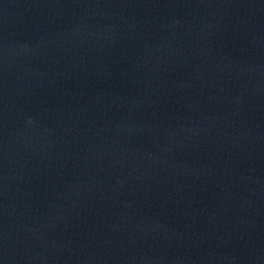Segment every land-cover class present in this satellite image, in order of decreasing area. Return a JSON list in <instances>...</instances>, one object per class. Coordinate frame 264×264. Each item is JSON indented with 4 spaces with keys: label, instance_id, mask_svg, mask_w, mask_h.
Listing matches in <instances>:
<instances>
[{
    "label": "water",
    "instance_id": "obj_1",
    "mask_svg": "<svg viewBox=\"0 0 264 264\" xmlns=\"http://www.w3.org/2000/svg\"><path fill=\"white\" fill-rule=\"evenodd\" d=\"M206 0H0V79Z\"/></svg>",
    "mask_w": 264,
    "mask_h": 264
}]
</instances>
